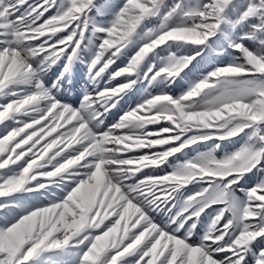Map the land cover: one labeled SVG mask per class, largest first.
I'll list each match as a JSON object with an SVG mask.
<instances>
[{"label": "snow or ice", "instance_id": "6c2138e0", "mask_svg": "<svg viewBox=\"0 0 264 264\" xmlns=\"http://www.w3.org/2000/svg\"><path fill=\"white\" fill-rule=\"evenodd\" d=\"M210 46L227 59L102 127L127 90L174 83ZM73 61L97 85L78 106L44 79ZM221 141L240 143L218 157ZM57 182L60 196L14 214L9 197ZM0 213V264L69 247L77 264H264V0H0Z\"/></svg>", "mask_w": 264, "mask_h": 264}]
</instances>
